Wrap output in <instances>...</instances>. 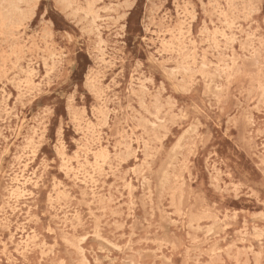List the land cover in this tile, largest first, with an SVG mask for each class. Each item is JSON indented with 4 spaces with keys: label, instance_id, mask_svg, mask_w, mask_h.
Here are the masks:
<instances>
[{
    "label": "rangeland",
    "instance_id": "rangeland-1",
    "mask_svg": "<svg viewBox=\"0 0 264 264\" xmlns=\"http://www.w3.org/2000/svg\"><path fill=\"white\" fill-rule=\"evenodd\" d=\"M11 4L0 264H264V0Z\"/></svg>",
    "mask_w": 264,
    "mask_h": 264
},
{
    "label": "bare ground",
    "instance_id": "bare-ground-1",
    "mask_svg": "<svg viewBox=\"0 0 264 264\" xmlns=\"http://www.w3.org/2000/svg\"><path fill=\"white\" fill-rule=\"evenodd\" d=\"M35 1H37V0H34V4H35ZM47 1V0H46ZM65 1V0H64ZM185 2V1H184ZM211 3V2H210ZM211 4H213V3H211ZM17 5V4H16ZM16 5H13V4H11V6H12V8H10L11 10H9V11H7L6 13L5 12H3V11H1V8H0V29L2 28V29H5V30H10V29H12V28H14V27H16V26H21V24L22 23H24L25 22V20L27 19V15L25 14H21L20 16H18L17 15V12H16ZM47 5V4H46ZM183 5H184V3H183ZM1 6V5H0ZM90 6V5H89ZM216 6H218V5H216ZM43 7V6H42ZM89 8V7H88ZM216 8V7H215ZM214 8V9H215ZM84 11V10H83ZM177 11V10H176ZM77 12H78V10H77ZM233 12V11H232ZM216 13V12H215ZM93 14V13H92ZM165 15V14H164ZM18 16V17H17ZM142 16V15H141ZM140 16V17H141ZM193 16V15H192ZM195 16V15H194ZM193 18V17H192ZM99 19V18H98ZM103 19V18H102ZM221 19V18H220ZM44 21V20H43ZM127 22V21H126ZM93 23H94V21H93ZM206 29V28H205ZM208 29V28H207ZM189 31V30H188ZM212 36H213V34H212ZM213 40H214V38H213ZM234 42H235V40H233ZM232 41V42H233ZM214 42V41H213ZM215 44V43H214ZM213 44V45H214ZM101 45V44H100ZM219 45V44H218ZM232 45V44H231ZM249 46V45H248ZM218 47V46H217ZM255 49V48H254ZM255 51V50H254ZM227 56V55H226ZM52 57V56H51ZM216 57V56H215ZM104 60V59H103ZM216 60H217V58H216ZM101 61V60H100ZM105 62V61H104ZM93 63V62H92ZM110 63V62H109ZM212 64V63H211ZM215 65V64H214ZM232 65V64H231ZM241 65V64H240ZM219 66V65H218ZM220 68V67H219ZM233 68V66L230 68V69H232ZM87 72V71H86ZM239 75V74H238ZM237 77V76H236ZM78 78V77H77ZM168 79V78H167ZM100 80V79H99ZM58 93V92H57ZM94 109V108H93ZM91 111V110H90ZM5 112V111H4ZM91 114H92V112H91ZM59 121V120H58ZM35 130V129H34ZM67 130V129H66ZM55 132V131H54ZM35 134V133H34ZM73 135V134H72ZM182 137V136H181ZM58 144V143H57ZM73 144H74V141H73ZM76 146V145H75ZM116 147V146H115ZM174 151H175V149H174ZM172 161V160H171ZM18 162V161H17ZM170 163V162H169ZM102 164V163H101ZM103 168H104V166H103ZM87 172H89L88 170H87ZM164 172V171H163ZM79 173V172H78ZM85 173V172H84ZM17 176V175H16ZM40 178V177H39ZM15 180V179H14ZM29 182V181H28ZM35 184H36V182H35ZM10 188V187H9ZM16 190H18L17 188H16ZM15 190V191H16ZM13 191V190H12ZM17 192H20V190L19 191H17ZM22 192H25V191H22ZM31 192V191H30ZM24 194V193H23ZM23 194H21L22 196H23ZM28 194V193H27ZM33 193H31V195H32ZM14 195V194H13ZM58 195V194H57ZM81 196V195H80ZM84 196V195H83ZM17 198V197H16ZM18 198H19V196H18ZM28 212V211H27ZM26 212V213H27ZM35 218H36V221H37V217L35 216ZM30 219V218H29ZM35 223V222H34Z\"/></svg>",
    "mask_w": 264,
    "mask_h": 264
}]
</instances>
